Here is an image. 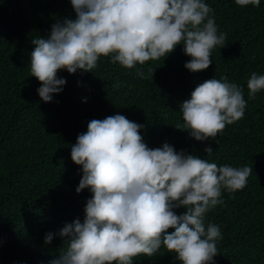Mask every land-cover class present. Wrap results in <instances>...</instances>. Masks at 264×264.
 Listing matches in <instances>:
<instances>
[{"label":"trees","instance_id":"obj_1","mask_svg":"<svg viewBox=\"0 0 264 264\" xmlns=\"http://www.w3.org/2000/svg\"><path fill=\"white\" fill-rule=\"evenodd\" d=\"M203 2L212 9L218 33L227 37L223 48L212 50L206 70L185 68L191 57L182 44L132 69L100 57L91 72L60 70L57 76L66 84L44 103L37 91L42 85L30 71L32 41L48 39L55 23L76 19L71 0H0V264H50L66 250V239L55 235L45 244V234L76 219L83 222L93 195L90 189L76 192L82 168L73 163L71 146L91 120L116 114L144 126L141 135L150 149L167 143L218 167L253 169L243 189H222L224 203L204 221L222 234L213 264H264V90L250 98L247 88L252 73L264 75V0L259 7ZM224 77L242 89L243 117L203 142L188 129H176L184 124L180 106L194 89ZM174 211L181 215L185 209ZM132 264L181 262L162 246L153 256L134 257Z\"/></svg>","mask_w":264,"mask_h":264},{"label":"clouds","instance_id":"obj_2","mask_svg":"<svg viewBox=\"0 0 264 264\" xmlns=\"http://www.w3.org/2000/svg\"><path fill=\"white\" fill-rule=\"evenodd\" d=\"M238 6L259 7L260 0H235ZM76 19L52 25L50 37H37L30 71L41 87L44 103L59 94L66 80L60 70L91 72L100 57H111L126 69L159 60L184 46L191 57L185 68L196 73L212 63L211 52L225 45L212 9L203 0H71ZM138 75L142 73L138 72ZM249 97L264 90V75L252 73ZM242 89L227 78L199 84L180 106L184 124L196 141L214 139L244 115ZM143 125L116 114L93 119L71 146L73 163L82 168L77 193L90 189L85 218L66 223L58 233L67 248L50 264H132L138 255L153 256L163 246L181 264H213L222 239L217 225L205 226L204 216L218 204L222 189L246 186L253 169L235 168L200 159L169 144L150 149ZM211 153V147L205 149ZM184 208L177 215L174 209ZM173 231L169 232L168 230Z\"/></svg>","mask_w":264,"mask_h":264}]
</instances>
